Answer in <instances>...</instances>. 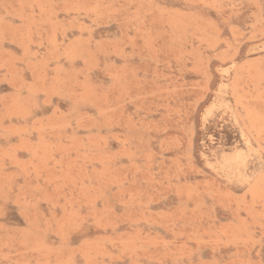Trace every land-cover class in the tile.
I'll return each mask as SVG.
<instances>
[{
	"label": "rangeland",
	"instance_id": "374dc122",
	"mask_svg": "<svg viewBox=\"0 0 264 264\" xmlns=\"http://www.w3.org/2000/svg\"><path fill=\"white\" fill-rule=\"evenodd\" d=\"M0 264H264V0H0Z\"/></svg>",
	"mask_w": 264,
	"mask_h": 264
}]
</instances>
